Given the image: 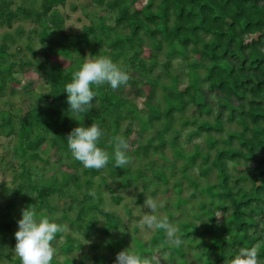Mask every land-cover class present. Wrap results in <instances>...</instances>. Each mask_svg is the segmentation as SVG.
<instances>
[{"label":"trees","instance_id":"obj_1","mask_svg":"<svg viewBox=\"0 0 264 264\" xmlns=\"http://www.w3.org/2000/svg\"><path fill=\"white\" fill-rule=\"evenodd\" d=\"M31 1L13 7L10 0H0V26L11 28L20 21L35 25L32 34L45 45L37 51L28 44L32 59L20 61L5 43L0 45V95L21 93L28 102L0 110V139H16L14 151L21 161L1 159L13 177L10 188L0 186V199H7L0 205V251L9 237L16 244L21 210L32 205L38 216L67 226L53 242L65 264H75L77 252L83 254L84 245L74 234L85 240L106 237L115 254L111 259L92 257L91 263L83 254L78 264H114L117 253L126 249L127 236L112 239L122 221L102 208L100 188L114 190L101 174L108 171L116 179L121 171L119 187L142 179L140 196L151 184L154 195L166 194L168 206L170 193L178 194L173 207L182 211L176 219L180 246H169L166 233L157 229L150 244L135 240L134 252L152 256L163 245L165 253L171 252L170 260L179 258L175 264H189V250H195L200 264H227L241 247L259 245L258 257L264 261V0H92L114 10V25L104 16L92 18L79 33L71 32L70 40L58 37L64 34L65 19L57 7L66 0ZM88 54L108 56L126 70L130 79L121 87L135 88L136 96L144 97L142 104L111 91L108 84L92 85V109L74 116L64 89ZM38 56L43 59L35 60ZM30 71L38 76V87L32 89V81L17 91L22 86L18 76ZM191 108L196 112L189 116ZM93 122L103 132L98 147L109 153L108 164L100 170L83 167L67 144L72 129ZM132 122L139 127L124 130ZM186 132L189 142H203L189 151L182 145ZM117 135L127 141V155L136 157L137 169L130 163L115 167L111 141ZM151 135L155 137L147 142ZM169 149L174 160L166 155ZM52 151L59 156L55 165L74 164V172L62 171L52 184L37 185L35 173L51 164L43 155ZM178 162L182 167H176ZM256 162L259 167L253 168ZM195 168L204 184L192 176ZM213 173L216 182H210ZM96 177L102 181L98 186ZM185 181L196 192L192 197L203 200L195 211L186 210L189 201L179 197ZM62 199L69 201L67 208L57 202ZM17 212L20 218L14 219ZM100 217L107 222L97 227ZM167 217L174 219L169 210ZM92 248L99 249L96 244ZM5 259L21 264L20 258L1 251L0 264ZM51 264L61 263L54 258Z\"/></svg>","mask_w":264,"mask_h":264},{"label":"rangeland","instance_id":"obj_2","mask_svg":"<svg viewBox=\"0 0 264 264\" xmlns=\"http://www.w3.org/2000/svg\"><path fill=\"white\" fill-rule=\"evenodd\" d=\"M13 4V7H17L18 5L22 4H33L31 0H10ZM40 0H36V2L39 4ZM36 3V4H37ZM37 4V6H38ZM57 10L59 13L63 16L65 19V24H64V34L58 33V37H63L65 40H70V34L71 32L73 33H79L84 26H88L91 24V19L95 17H100L104 16L107 19V22L110 25H114V16L115 12L113 9L107 7V6H98L95 5L92 0H66L64 5H59L57 7ZM35 25H32L27 22H15L11 28L9 27H1L0 26V45L5 43L8 46V51L9 54L14 57V60L20 61V60H29L32 59V55L29 51H27L26 47L28 44H33V47L35 50H40L42 47H45L37 37H35L32 34V30L34 29ZM4 37H11L13 41L8 40L5 42ZM72 49V48H71ZM99 54V53H98ZM89 59H95L97 56H91L88 54ZM42 56H38L35 58V60H42ZM88 59V58H87ZM173 65L178 66V62L174 61ZM135 75V73H133ZM19 80L21 81V87L17 88V91L23 90V87L26 86L28 82L33 81L32 89L37 88L39 84V79L38 76L33 72L30 71L29 73L19 75L18 76ZM34 86V87H33ZM113 89H111L112 91ZM116 93L128 97L135 101L136 103L139 102L142 104L144 101V97H137L136 96V90L135 88L131 87H119L116 90ZM34 98H37V93L32 94ZM25 99V96L23 94L18 93L14 96L8 93H4L0 95V110H11L12 105L16 107H20L21 105H25L28 103ZM35 100V99H34ZM33 102L35 103V101ZM139 104V105H140ZM27 105V104H26ZM15 107V108H16ZM141 107V105H140ZM195 109L191 108L187 115L192 116L195 114ZM138 122H132V123H127L125 125L124 130L130 128L137 129L139 126ZM192 131V130H190ZM188 132L184 133L183 136V143L182 145L185 146L189 151L192 150L195 144H201L203 142L202 138L200 139H195L192 142H189L188 139ZM155 137V135H151L150 137H147V142H151L152 139ZM17 144L16 139L14 138H7V137H2L0 139V186L1 185H6L7 187L10 188L11 186V180H12V172L10 170H6L5 165L2 164L1 159L4 158L5 163H8L9 161L15 162V163H21L20 159L16 156L14 147ZM50 155V157H49ZM48 156L43 155L45 159H49L51 164L46 165L44 169L36 171L35 173V183L37 185L39 184H52L56 178L59 177L60 173L62 171L64 172H74V164L67 165V163H64L61 166H57L54 163L59 159V156L57 154H54V151H52ZM166 155L168 159L174 160L173 157V151L170 149L166 152ZM39 163L40 166L45 165L44 163L41 162H36ZM130 165L132 169H137L138 167V162L136 157L132 155V160L130 162ZM177 168L182 167L183 163H177L175 164ZM232 166V164H231ZM254 167H259V163L256 162V164L253 166ZM121 172V171H120ZM117 171V177L114 179L111 177L108 173V171L102 172V176H105L108 178V185L114 190V192H110L106 186H102L100 188V193L103 196V204L102 208L108 212L109 214H114L116 217H118L122 221V226L121 228L114 233L113 240L118 241L123 237V235L127 236L126 238V249L129 248L130 251H136V242L135 240H138L141 243H146L150 244L152 238L156 236V230H147L144 227L141 226L140 220H141V212L147 211V209L143 208L144 201L147 197L151 196L155 199H157L160 203V207L158 208V215L164 216L168 215V210L171 211L173 214L174 219H169L171 223H173L177 229L179 230L177 224H176V219L181 216L182 211L175 210L173 207V202L176 201L178 194L176 193H170V205L168 206L167 202V196L163 192H159L157 195H154L151 191L152 185H149V190L144 193L143 196H140L141 193L143 192L142 184L143 180L142 179H137L136 181L131 182V186L129 187H119L118 183L116 182L117 180L120 181V176L121 173ZM191 174L194 178L198 179L201 181L202 184L205 183V179L200 178V173H198V169H193L191 171ZM132 176V175H131ZM130 176V177H131ZM181 175L178 174V177ZM129 177V178H130ZM131 181V178H130ZM217 178L215 174H212V177L210 179V182H216ZM100 177H96L95 179V185L98 186L101 183ZM183 187V192L179 196L181 199H186L189 201L188 205L185 206V209L188 211H191V208L194 207V210L198 208L199 204L203 202V200L199 197L193 198L192 196L195 195V190L188 186V184L184 183ZM189 187V188H188ZM172 191H174L172 188V184L169 186ZM1 189V188H0ZM81 197V196H80ZM115 197H121L122 201L118 204L116 200L114 199ZM81 199V198H80ZM7 202L6 200H1L0 199V205L3 206ZM57 202L60 203V206L63 208H67L69 206V201L67 200H61ZM21 209V208H19ZM192 211V212H193ZM131 212L132 215L129 214ZM191 212V213H192ZM57 215V216H56ZM55 218H59L60 214H55ZM54 217V216H51ZM20 214L17 212L14 215V219H19ZM183 220V218L181 219ZM107 220H105L104 217H100L99 222L97 223V227H102L105 225ZM200 225V222H196V226L198 227ZM71 232V231H68ZM74 237L80 241L84 247L82 248V252L84 255H86V262L91 263L92 262V257L96 256H102V255H107L110 259L115 257V254L109 249V240L106 237H98L94 238L91 240H85L83 239L80 235L74 234ZM12 238L9 237L5 243H3L1 247V251L4 254H10L13 259L19 258L18 256L15 255L14 249L15 245L12 244ZM63 240L58 242V245L61 244ZM169 246L171 244L167 242ZM97 245L99 249L95 251L92 248V245ZM0 251V252H1ZM195 250H189L187 252V257L186 259L188 260L189 264H200L197 262L196 257H195ZM83 254L81 252H77V260L75 264L79 263V260L83 258ZM168 254V255H167ZM169 254H171L170 251H167L166 253L163 250V245L160 246V248L156 249V252L154 255L158 256L161 264H175L179 263L180 260L179 258H174V260L169 259ZM57 261H59L61 264L64 263V255L60 253L58 250L56 251V255L54 257ZM107 263H111V260H108ZM1 264H16L15 260H9L5 259L3 263Z\"/></svg>","mask_w":264,"mask_h":264},{"label":"clouds","instance_id":"obj_3","mask_svg":"<svg viewBox=\"0 0 264 264\" xmlns=\"http://www.w3.org/2000/svg\"><path fill=\"white\" fill-rule=\"evenodd\" d=\"M130 79L129 73L118 63L104 55L95 59H86L79 70L73 73L72 82L65 85L69 110L74 116L89 112L96 92L92 85L108 84L116 90L126 85ZM103 132L98 123L91 126H77L67 135V144L72 157L88 169L100 170L109 162V153L98 147ZM114 143L115 167L123 168L131 162L127 155L129 147L123 136L112 138ZM90 195H95L90 192ZM160 203L149 196L145 199L141 212L140 224L147 230L160 229L166 233L168 242L173 246H180L182 238L177 234V227L171 223L166 215H158ZM18 230L15 232L14 253L20 258L21 264H51L56 255L53 242L58 233L67 231V226L51 222L46 216H38L34 206L30 205L21 210V218L17 221ZM259 245L251 248L241 247L234 258L227 264H264L258 257ZM114 264H161L158 256H142L129 248L117 253Z\"/></svg>","mask_w":264,"mask_h":264}]
</instances>
